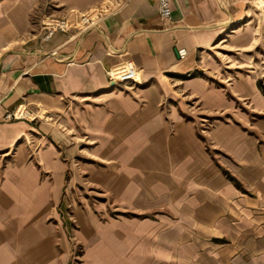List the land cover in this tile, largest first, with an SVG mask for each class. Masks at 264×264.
I'll return each mask as SVG.
<instances>
[{
    "label": "crops",
    "instance_id": "crops-1",
    "mask_svg": "<svg viewBox=\"0 0 264 264\" xmlns=\"http://www.w3.org/2000/svg\"><path fill=\"white\" fill-rule=\"evenodd\" d=\"M103 1L0 0V264H264V94L206 72L248 0H109L42 38ZM128 60L138 82H109Z\"/></svg>",
    "mask_w": 264,
    "mask_h": 264
},
{
    "label": "rangeland",
    "instance_id": "rangeland-1",
    "mask_svg": "<svg viewBox=\"0 0 264 264\" xmlns=\"http://www.w3.org/2000/svg\"><path fill=\"white\" fill-rule=\"evenodd\" d=\"M263 4L264 0H248L241 20L226 28L219 44L208 50L206 56L212 65L206 72L216 81L223 82L224 76L233 77L243 73H252L258 78H264ZM45 116L46 114H43V117Z\"/></svg>",
    "mask_w": 264,
    "mask_h": 264
},
{
    "label": "built area",
    "instance_id": "built-area-1",
    "mask_svg": "<svg viewBox=\"0 0 264 264\" xmlns=\"http://www.w3.org/2000/svg\"><path fill=\"white\" fill-rule=\"evenodd\" d=\"M112 10L109 0L103 1L98 6L82 11L78 9H68L63 16L45 14L41 20V34L44 40H48L56 31H63L71 36L80 35L93 27L105 13ZM158 14L164 20L171 19V0H158ZM180 58L185 57L187 49L182 47L177 49ZM141 68L134 62L128 60L116 66H112L105 71L107 80L111 83H136L140 78ZM30 110L18 105L14 109L5 112L4 117L8 120L31 118Z\"/></svg>",
    "mask_w": 264,
    "mask_h": 264
},
{
    "label": "trees",
    "instance_id": "trees-1",
    "mask_svg": "<svg viewBox=\"0 0 264 264\" xmlns=\"http://www.w3.org/2000/svg\"><path fill=\"white\" fill-rule=\"evenodd\" d=\"M257 86L261 90V92L264 94V78L257 79Z\"/></svg>",
    "mask_w": 264,
    "mask_h": 264
}]
</instances>
